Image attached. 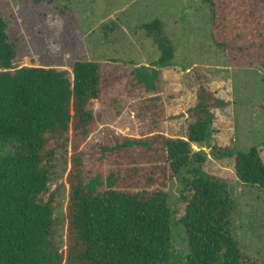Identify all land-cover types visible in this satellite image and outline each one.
<instances>
[{
  "label": "trees",
  "instance_id": "16d2710c",
  "mask_svg": "<svg viewBox=\"0 0 264 264\" xmlns=\"http://www.w3.org/2000/svg\"><path fill=\"white\" fill-rule=\"evenodd\" d=\"M57 1L34 0L36 5ZM206 2L212 12V39L227 63L264 71L262 25L246 16L251 0ZM145 28L161 54L155 67L140 65L132 70L128 83L148 92L156 88L161 69L172 65L175 48L159 20ZM17 40L10 37L9 22L0 13V264H264L232 235L235 202L230 183L203 170L208 153L193 149V145L207 147L215 158H233L237 180L264 191L262 144L245 151L212 144L211 108L223 104L221 99L200 87L189 110L185 138L158 136L168 181L179 179L185 202L179 222L188 252L184 260L177 259L167 185L151 188L156 178L150 170L138 177L133 189L115 187L117 174H104L98 168L92 174L79 151L102 121L93 102L102 100L108 84L103 63L76 60L71 70L18 66ZM143 103L144 110H155V99ZM150 145L143 138L125 137L100 149L101 154L129 153L137 146L148 153ZM68 163L63 246L56 216L58 190L50 191V185L66 172Z\"/></svg>",
  "mask_w": 264,
  "mask_h": 264
},
{
  "label": "rangeland",
  "instance_id": "374dc122",
  "mask_svg": "<svg viewBox=\"0 0 264 264\" xmlns=\"http://www.w3.org/2000/svg\"><path fill=\"white\" fill-rule=\"evenodd\" d=\"M251 2L246 16L261 22L264 35V0ZM0 10L9 22L10 37L18 39V66L71 70L76 60L103 63L108 84L102 100L93 102L102 121L79 151L92 174L94 168L104 174L114 171L118 176L115 187L133 189L138 177L150 170L156 178L151 188L161 187L163 182L167 185L174 210L173 256L184 260L188 242L179 222L185 207L180 196L182 185L177 177L168 181L158 136L185 138L189 110L197 101L199 88L204 87L224 102L211 108L214 146L233 145L240 151L264 146V71L227 63L212 39V12L206 0H58L38 5L34 0H0ZM154 20L161 22L164 34L171 39L175 56L171 66L161 69L156 88L145 92L144 88L132 89L128 80L137 66L155 67L160 57V49L145 28ZM154 99L155 110H144L141 102ZM125 137L151 141L148 153L135 146L129 153L101 154V146ZM200 148L208 153L203 170L230 183L235 202L230 215L232 235L243 250L264 260V191L237 180L233 158L218 159L210 154L211 148L193 145L195 150ZM71 153L70 143L68 160ZM69 168L70 163L50 185V191L58 190L56 216L63 246Z\"/></svg>",
  "mask_w": 264,
  "mask_h": 264
}]
</instances>
